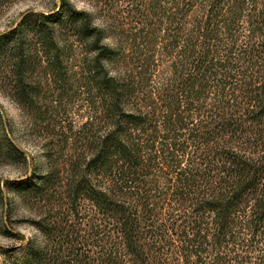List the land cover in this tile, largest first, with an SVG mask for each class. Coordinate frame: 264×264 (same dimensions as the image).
<instances>
[{"label":"trees","instance_id":"1","mask_svg":"<svg viewBox=\"0 0 264 264\" xmlns=\"http://www.w3.org/2000/svg\"><path fill=\"white\" fill-rule=\"evenodd\" d=\"M125 10L103 25L59 0L0 34V82L34 121L55 87L90 111L40 172L0 110V165L23 170L0 183V231L20 241L1 264H264V0ZM14 200L40 241L12 233Z\"/></svg>","mask_w":264,"mask_h":264},{"label":"rangeland","instance_id":"2","mask_svg":"<svg viewBox=\"0 0 264 264\" xmlns=\"http://www.w3.org/2000/svg\"><path fill=\"white\" fill-rule=\"evenodd\" d=\"M68 2L76 10L90 13L98 24L105 25L108 22L120 27L119 23L130 20L125 19L127 0H68ZM58 5L59 0H0V34L12 29L25 13L36 12L46 15ZM75 44L71 55V69L78 72L79 60L86 51V43ZM86 99V95L82 94L81 89H78L76 85L66 89L64 93L55 87L48 100L44 102L45 110L51 114L50 120L45 123L36 122L16 104L9 95L8 87L0 82V110L10 124V137L40 172L46 170L44 153L48 142H56V135L59 132L78 127L87 119L90 111H88ZM22 172V169L0 165V183L4 180L17 179ZM14 204L17 209L13 213L12 222L19 219L21 223L11 224L12 233L22 236L24 240L40 241V235L27 222L32 215L24 210L19 201L14 200ZM19 242L16 237H7L3 231H0V250H7L9 254L19 253ZM3 260L0 254V264Z\"/></svg>","mask_w":264,"mask_h":264}]
</instances>
